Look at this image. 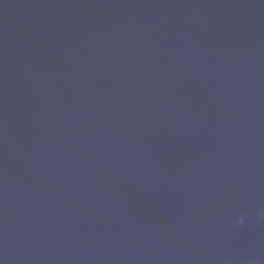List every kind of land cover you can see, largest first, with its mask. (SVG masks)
<instances>
[{"label": "water", "instance_id": "water-1", "mask_svg": "<svg viewBox=\"0 0 264 264\" xmlns=\"http://www.w3.org/2000/svg\"><path fill=\"white\" fill-rule=\"evenodd\" d=\"M0 264H264V0H0Z\"/></svg>", "mask_w": 264, "mask_h": 264}]
</instances>
